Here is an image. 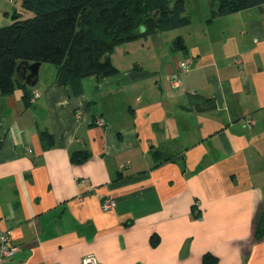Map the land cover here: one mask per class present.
<instances>
[{
  "label": "crops",
  "instance_id": "obj_1",
  "mask_svg": "<svg viewBox=\"0 0 264 264\" xmlns=\"http://www.w3.org/2000/svg\"><path fill=\"white\" fill-rule=\"evenodd\" d=\"M187 5L173 35L117 45L113 74L42 62L0 92L9 264H264V3Z\"/></svg>",
  "mask_w": 264,
  "mask_h": 264
},
{
  "label": "trees",
  "instance_id": "obj_2",
  "mask_svg": "<svg viewBox=\"0 0 264 264\" xmlns=\"http://www.w3.org/2000/svg\"><path fill=\"white\" fill-rule=\"evenodd\" d=\"M213 2L219 15H226L264 0ZM22 5L31 16L23 18L15 10L12 22L0 26L2 93L15 88L16 68L22 61L53 63L64 82L105 76L117 71L111 59L117 45L190 22L187 0H23ZM197 209L194 205L193 212ZM204 257L209 259L208 254Z\"/></svg>",
  "mask_w": 264,
  "mask_h": 264
},
{
  "label": "built area",
  "instance_id": "obj_3",
  "mask_svg": "<svg viewBox=\"0 0 264 264\" xmlns=\"http://www.w3.org/2000/svg\"><path fill=\"white\" fill-rule=\"evenodd\" d=\"M192 56L188 55L184 60L179 62V66L183 69H187L189 63L192 61ZM178 83V81L176 82ZM253 119H247V124H252ZM98 122H103V118H100ZM116 205L114 198L111 196H105L102 200V207L104 210H110ZM19 245L12 241L10 230L4 228L0 224V264H9L10 259L18 251ZM80 264H100L97 258L93 255L84 256Z\"/></svg>",
  "mask_w": 264,
  "mask_h": 264
},
{
  "label": "rangeland",
  "instance_id": "obj_4",
  "mask_svg": "<svg viewBox=\"0 0 264 264\" xmlns=\"http://www.w3.org/2000/svg\"><path fill=\"white\" fill-rule=\"evenodd\" d=\"M195 2H197V8L196 9H199L200 5L203 6L205 4H208L209 0H195ZM22 3H23V0H0V26L7 25V24L11 23V18H12V15H13L15 10H17L18 13H21V16L23 18H26V17H29L32 15L31 10L23 7ZM196 9H195V11L194 10L190 11V14H192V17L194 19L199 18V11ZM7 16H8V18H7ZM97 30L100 34H102V27H99ZM175 32H177V31L176 30L175 31L158 30V33H161V34L167 33L169 35H173Z\"/></svg>",
  "mask_w": 264,
  "mask_h": 264
},
{
  "label": "water",
  "instance_id": "obj_5",
  "mask_svg": "<svg viewBox=\"0 0 264 264\" xmlns=\"http://www.w3.org/2000/svg\"><path fill=\"white\" fill-rule=\"evenodd\" d=\"M41 62L22 61L18 64L16 71L21 79L26 80L30 85H35L37 81L38 68Z\"/></svg>",
  "mask_w": 264,
  "mask_h": 264
}]
</instances>
